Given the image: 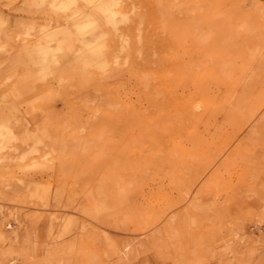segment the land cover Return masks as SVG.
Returning a JSON list of instances; mask_svg holds the SVG:
<instances>
[{"label": "rangeland", "instance_id": "1", "mask_svg": "<svg viewBox=\"0 0 264 264\" xmlns=\"http://www.w3.org/2000/svg\"><path fill=\"white\" fill-rule=\"evenodd\" d=\"M0 264H264V0H0Z\"/></svg>", "mask_w": 264, "mask_h": 264}, {"label": "bare ground", "instance_id": "2", "mask_svg": "<svg viewBox=\"0 0 264 264\" xmlns=\"http://www.w3.org/2000/svg\"><path fill=\"white\" fill-rule=\"evenodd\" d=\"M89 2H96L98 0H88ZM72 0H69V3H71ZM112 19L116 20V11H112ZM9 221H7L5 223V226L9 225ZM121 254H122V258L126 261L130 259L129 256V248H128V243L124 244V246L121 249Z\"/></svg>", "mask_w": 264, "mask_h": 264}]
</instances>
